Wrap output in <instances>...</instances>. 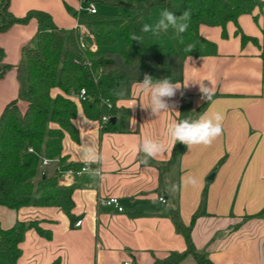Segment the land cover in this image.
Masks as SVG:
<instances>
[{"label": "crops", "instance_id": "crops-1", "mask_svg": "<svg viewBox=\"0 0 264 264\" xmlns=\"http://www.w3.org/2000/svg\"><path fill=\"white\" fill-rule=\"evenodd\" d=\"M88 2L92 1L11 0L9 10L16 17L42 10L57 26L70 30L79 24L64 3L79 11ZM239 24L244 34L262 44L261 18L257 24L251 15H243ZM37 29L33 19L0 33L3 63L12 66L0 78V115L18 97L16 67L22 49L35 44ZM235 30L229 23L228 37L223 39L220 27L201 26L200 34L216 43L218 55L181 58L174 76L167 64L173 83L182 86L169 99L175 105L172 110L151 114L149 97L139 90L145 74L123 86L133 63L126 66L127 79L122 84L129 97L118 102L129 109L128 116L116 118L121 131L102 133L101 123L88 119L78 103L74 123L79 138L66 135L63 154L68 162L83 163L81 140L86 138L102 159L80 177L59 173L56 163L46 168L49 175L59 177L61 185L73 189L75 207L70 213L60 208L0 206L2 229L12 228L17 220L39 221L50 232L47 238L35 229L27 231L17 264H156L172 252L187 249L170 214L178 212L189 225L198 211L193 242L214 264H264V47L252 42L243 45ZM164 77L166 72L160 79ZM198 82L213 93L210 101L201 98ZM58 92L53 91V96ZM130 104L136 105L130 109ZM19 106L26 109L21 102ZM209 109V114L223 115L222 134L208 146L183 144L181 154L167 166L175 146L168 136L169 126L196 119ZM146 137L162 141L167 149L147 165L142 163L141 151ZM189 176L197 179L195 186L184 183ZM110 197L118 198L123 211L99 204V199ZM79 221L81 225L76 226ZM179 264L197 263L189 256Z\"/></svg>", "mask_w": 264, "mask_h": 264}, {"label": "trees", "instance_id": "trees-1", "mask_svg": "<svg viewBox=\"0 0 264 264\" xmlns=\"http://www.w3.org/2000/svg\"><path fill=\"white\" fill-rule=\"evenodd\" d=\"M10 1L0 0V33L17 24L26 25L33 19L38 23L35 44L22 49L16 67L18 97L0 115V206L13 210L60 208L70 213L74 209L73 189L61 185L57 175H49L46 168L41 167V158L57 160V170L61 172L81 168L83 163L68 162L63 154L65 136L69 135L73 140L79 138L74 123L78 103L88 119L101 123L102 133L121 131L120 124L111 119L129 115V109L118 105L119 101L129 97V92L122 91V84L127 79L126 71L107 70L113 63L107 54L116 43L115 31L122 41L120 53L126 66L137 59L141 68L149 69L147 60L155 58L172 82L175 80L168 73L166 61L168 50L182 59L218 55L216 43L200 34L201 26L220 27L221 36L226 39L227 25L233 23L235 35L240 37L243 45L252 42L264 47V0H174L176 2L171 5L168 3L171 0H138L136 3L132 0H88L100 9L117 10L116 13L98 10L96 14L78 11L64 3L66 11L79 25L87 28L84 48L81 47L78 28H61L49 13L42 10H30L24 16L16 17L9 10ZM166 4L176 16L182 15L186 9L191 12L189 27L181 37H177L172 28L158 35L141 30L145 25L141 17L148 14V9ZM243 15H251L257 24L262 19L261 45L257 38L242 31L239 18ZM133 37L139 40H133ZM166 38L172 42L168 49L160 44ZM92 39L98 46L96 51L89 48ZM189 47L191 51L187 50ZM3 59L4 52L0 49V78L12 68L4 64ZM149 75L154 80L160 79L158 73L149 72ZM82 89L86 91V100L71 97ZM55 90L59 92L53 96ZM20 102L26 106L24 111L20 109ZM104 116L108 121L103 124ZM182 147L181 142L175 144L167 166L175 162ZM30 148L33 152L29 151ZM199 212L192 216L189 225L183 222L178 212L170 214L176 231L185 239L187 249L183 253L172 252L156 264H179L189 256L197 264H214L193 242L192 231ZM30 229L50 238V232L42 229L39 221L17 220L8 230L0 227V264H17L21 256L20 244Z\"/></svg>", "mask_w": 264, "mask_h": 264}, {"label": "clouds", "instance_id": "clouds-1", "mask_svg": "<svg viewBox=\"0 0 264 264\" xmlns=\"http://www.w3.org/2000/svg\"><path fill=\"white\" fill-rule=\"evenodd\" d=\"M190 19L191 12L188 9L180 16L174 15L171 11L164 10L160 13V18L154 25L145 24L142 26L141 30L143 32L158 35L161 31H167L169 28H172L175 35L181 37V34L188 29ZM133 40H139V38L133 37ZM187 50L191 51L192 49L189 47ZM198 83L200 84L201 98L207 102L210 101L213 93L208 86H205L202 82ZM181 87L182 86L174 84L167 77L154 80L147 74H145L143 81L139 82V90L149 97V104L147 107L151 109V114L156 116L162 112L174 109L175 105L169 103V99L173 98L177 90L181 89ZM135 105L136 104H130L129 108L133 109ZM210 111L209 109L196 119L186 118L172 123L167 130L172 145L174 146L177 142H181L188 148L194 145H211L212 142L222 134V121L224 117L220 112H212L209 114ZM81 144V160L90 169L92 164L99 163L102 158L86 138H82ZM166 150V146L162 141L154 140L149 137L144 138L141 144V151L144 153L145 159L142 163L147 165L149 159L163 154ZM95 172L98 174L99 169H96ZM184 183L186 185L195 186L197 179L189 176Z\"/></svg>", "mask_w": 264, "mask_h": 264}, {"label": "rangeland", "instance_id": "rangeland-1", "mask_svg": "<svg viewBox=\"0 0 264 264\" xmlns=\"http://www.w3.org/2000/svg\"><path fill=\"white\" fill-rule=\"evenodd\" d=\"M134 3H136L138 0H132ZM173 2H175L174 0L169 1V4H172ZM167 5H160V6H153L150 7L148 9V14L144 15L141 17V20L143 22V24H152L154 25L156 23V21L160 18V13L164 10H168ZM97 9L98 10H103L105 12H109V13H116L117 10L115 8H103L100 9L99 6L97 5ZM169 11V10H168ZM121 13H125L123 10H121ZM115 39H116V43L109 49V57L112 59V65L108 66L107 69H115V70H125L126 69V65L124 62V59L121 56V48H122V41L118 35V32L115 31L113 33ZM161 45L167 47V49L169 47L172 46V42L169 38H166L165 41L160 43ZM179 60H181V57H179L178 55H176L175 53L171 52V51H167L166 53V61L168 66L171 69V75L174 76V74H176L178 72V63ZM151 63H149L150 68L147 70L142 69L141 67H139L138 65V61L137 59L134 60L133 64L131 65L129 71H128V79L127 81L123 84V86H125L126 84H130L132 83V81L139 75H143V74H149V72H155L158 73L159 75H163V66L160 62H158L155 58L151 59ZM54 165H52L51 167H54ZM51 167L49 169H51Z\"/></svg>", "mask_w": 264, "mask_h": 264}, {"label": "built area", "instance_id": "built-area-1", "mask_svg": "<svg viewBox=\"0 0 264 264\" xmlns=\"http://www.w3.org/2000/svg\"><path fill=\"white\" fill-rule=\"evenodd\" d=\"M79 11H86V12H89L90 14H96L98 9H97L96 4H94L93 2H88L84 6H81L79 8ZM79 26H81V25H79ZM79 26L77 28H79ZM81 28H83V29L81 30ZM79 31L81 33V38H80L81 47L84 48V47H86L85 46V37H86L88 31H87V28L85 26H81L79 28ZM89 48L91 51L97 50L98 46H97L94 39H92V44L89 46ZM71 97L74 99H77V100H83L84 101V100H86V91L84 89H82L80 91V93H78V94L73 93L71 95ZM107 121H108V118L106 116H104L102 118V123L104 124ZM29 151L33 152V149L30 148ZM57 162H58L57 160H52V159L42 157L41 158V167L47 168L50 165L57 163ZM91 171H93V166L91 165L90 169H89V167L83 163V165L81 166V168L79 170H76V171L69 170V171H64V172L58 171V172L61 174H67V175H73L76 177H80L83 174L91 172ZM160 201L165 202V199L160 198ZM99 204L103 205V206H114L115 208L118 209V211H120V212L123 211V208L120 206V202H119L118 198H116V197H110V198H105V199L101 198V199H99ZM81 223H82V221L77 222L76 226H80ZM125 264H132V261H128Z\"/></svg>", "mask_w": 264, "mask_h": 264}, {"label": "water", "instance_id": "water-1", "mask_svg": "<svg viewBox=\"0 0 264 264\" xmlns=\"http://www.w3.org/2000/svg\"><path fill=\"white\" fill-rule=\"evenodd\" d=\"M111 121H112V122H116V118H112Z\"/></svg>", "mask_w": 264, "mask_h": 264}]
</instances>
